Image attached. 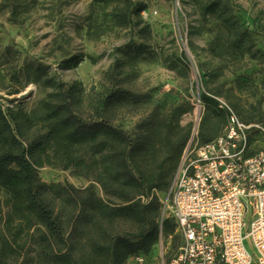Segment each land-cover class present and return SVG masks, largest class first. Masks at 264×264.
<instances>
[{
    "label": "trees",
    "instance_id": "1",
    "mask_svg": "<svg viewBox=\"0 0 264 264\" xmlns=\"http://www.w3.org/2000/svg\"><path fill=\"white\" fill-rule=\"evenodd\" d=\"M145 9L132 0H92L87 36L105 35L108 17L134 29ZM201 13L219 21L210 47L215 55L238 57L255 47L249 29L219 1L206 0ZM132 48L146 50L141 44ZM45 82L53 89L35 108L0 105V264H125L145 258L163 236L179 239L173 219L163 218L157 191L168 189L191 140L193 124H182L191 103L165 113L154 108L127 129L114 118L120 109L139 105L131 91ZM201 99L203 144L221 133L227 113L215 95L202 93ZM46 166L92 179L104 196L93 184L44 181L39 169Z\"/></svg>",
    "mask_w": 264,
    "mask_h": 264
},
{
    "label": "rangeland",
    "instance_id": "2",
    "mask_svg": "<svg viewBox=\"0 0 264 264\" xmlns=\"http://www.w3.org/2000/svg\"><path fill=\"white\" fill-rule=\"evenodd\" d=\"M205 1L132 0L146 5L141 23L134 29L120 27L108 17V32L92 40L87 36L92 0H0V105L35 108L53 89L47 78L81 83L87 91L123 88L136 94L139 105L120 109L114 118L127 129L154 108L165 113L189 102L193 109L182 117L183 125L193 124L189 149L200 143L205 104L198 114L195 103L202 93L222 99L246 121L264 122V0H217L255 40V47L238 57L210 51L219 21L203 18ZM136 44L146 50L137 52L132 48ZM107 72L112 76L106 77ZM39 173L48 183L93 184L104 196L96 182L72 170L46 166ZM167 192L158 190L157 195L162 213L171 218L164 203ZM253 213L248 203L247 222L254 220ZM126 227L120 224L121 229ZM179 242L163 236L142 262L131 257L125 264H166Z\"/></svg>",
    "mask_w": 264,
    "mask_h": 264
},
{
    "label": "built area",
    "instance_id": "3",
    "mask_svg": "<svg viewBox=\"0 0 264 264\" xmlns=\"http://www.w3.org/2000/svg\"><path fill=\"white\" fill-rule=\"evenodd\" d=\"M216 98L227 113L223 130L186 149L168 187L180 242L166 264H264V123L245 122ZM203 107L199 96L196 113Z\"/></svg>",
    "mask_w": 264,
    "mask_h": 264
}]
</instances>
